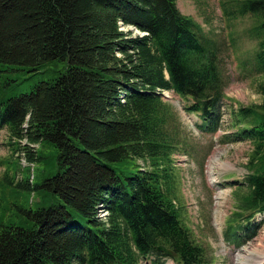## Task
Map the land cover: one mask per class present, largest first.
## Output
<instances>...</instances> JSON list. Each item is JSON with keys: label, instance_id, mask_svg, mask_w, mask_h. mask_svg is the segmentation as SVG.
I'll list each match as a JSON object with an SVG mask.
<instances>
[{"label": "trees", "instance_id": "obj_1", "mask_svg": "<svg viewBox=\"0 0 264 264\" xmlns=\"http://www.w3.org/2000/svg\"><path fill=\"white\" fill-rule=\"evenodd\" d=\"M218 4L227 21L251 19L252 69L264 75V0ZM54 60L64 63L56 77L0 98V128L11 155L26 163L43 160L33 144L54 146L56 171L32 185L13 183L4 170L2 182L41 189L40 203L53 195L61 204L14 202L9 214L26 225L0 222V264H137L147 255L156 264H163L161 257L210 264L169 184L175 146L164 126L173 115L161 91H172L199 128L214 133L226 84L217 43L176 0H0V67L35 70ZM255 90L259 103L228 105L231 140L250 145L246 175L237 184L246 192H233L235 210L223 232L235 245L264 222V216L252 222L264 215V78ZM125 158L147 160V168L141 161L125 171ZM101 208L104 217H98ZM159 244L172 255L156 251Z\"/></svg>", "mask_w": 264, "mask_h": 264}, {"label": "rangeland", "instance_id": "obj_2", "mask_svg": "<svg viewBox=\"0 0 264 264\" xmlns=\"http://www.w3.org/2000/svg\"><path fill=\"white\" fill-rule=\"evenodd\" d=\"M218 3L219 0H176L178 10L190 15L199 23L204 35L217 43L226 84L220 107L221 124L214 133H206L199 128V119L182 108L184 101L177 95L163 92V101L168 103L173 115L164 126L175 146L170 152L168 173L173 179L169 184L177 195L176 203L182 221L189 229L191 238L204 249L208 263L264 264V222L256 227L252 238L240 236L238 245L228 242L223 236L226 219L235 210L237 199L233 192H246L244 184L238 189V182L246 175L245 163L250 150L247 141L231 140L228 105L235 107L238 104L259 103L261 96L255 89L264 75L252 69L256 41L246 32L251 19L244 16L227 21ZM132 33L136 32L132 30ZM63 65V61L56 60L38 66L35 70H27L25 66L1 65L0 82L5 84L0 87V98L29 92L36 82L56 77ZM7 138L5 128H0V189L3 188L0 212L4 215L0 217V222L26 225L13 213L9 214L11 210L15 211L13 206L10 208L14 202L36 208L49 203L61 204V201L57 196L49 195L40 203L41 189L11 188V185L2 182L3 171L6 170L13 183L28 179L32 185L39 184L44 177L56 171V148L46 141L33 144L32 149H36L43 160L30 164L11 155ZM141 161L147 168V160L125 158L122 162L127 169L124 170L134 172L137 169L135 164ZM257 216L252 219L253 223L258 222ZM75 219L81 225H86L85 218L76 215ZM158 260L163 264H173L167 257ZM155 261L156 258L151 256L149 259L139 258L137 264H156Z\"/></svg>", "mask_w": 264, "mask_h": 264}, {"label": "water", "instance_id": "obj_3", "mask_svg": "<svg viewBox=\"0 0 264 264\" xmlns=\"http://www.w3.org/2000/svg\"><path fill=\"white\" fill-rule=\"evenodd\" d=\"M155 250L163 253L164 255H172V251L162 244L156 245Z\"/></svg>", "mask_w": 264, "mask_h": 264}, {"label": "bare ground", "instance_id": "obj_4", "mask_svg": "<svg viewBox=\"0 0 264 264\" xmlns=\"http://www.w3.org/2000/svg\"><path fill=\"white\" fill-rule=\"evenodd\" d=\"M106 214H107L106 210H104L102 208L99 209V211H98V217H104ZM261 262H262V260H261Z\"/></svg>", "mask_w": 264, "mask_h": 264}]
</instances>
